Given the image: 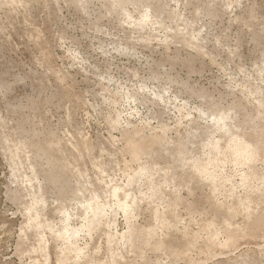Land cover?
I'll list each match as a JSON object with an SVG mask.
<instances>
[{"label": "rangeland", "instance_id": "rangeland-1", "mask_svg": "<svg viewBox=\"0 0 264 264\" xmlns=\"http://www.w3.org/2000/svg\"><path fill=\"white\" fill-rule=\"evenodd\" d=\"M0 264H264V0H0Z\"/></svg>", "mask_w": 264, "mask_h": 264}]
</instances>
